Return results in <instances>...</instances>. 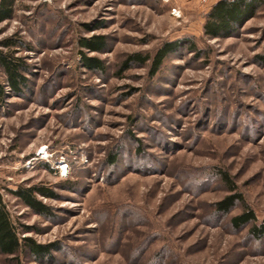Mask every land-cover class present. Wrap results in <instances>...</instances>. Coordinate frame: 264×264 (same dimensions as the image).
Returning a JSON list of instances; mask_svg holds the SVG:
<instances>
[{
    "label": "rangeland",
    "instance_id": "374dc122",
    "mask_svg": "<svg viewBox=\"0 0 264 264\" xmlns=\"http://www.w3.org/2000/svg\"><path fill=\"white\" fill-rule=\"evenodd\" d=\"M218 1L15 0L0 42L29 82L0 113V194L20 237L54 248L0 264H264V0L213 38ZM32 185L56 193L38 195L51 217L11 193Z\"/></svg>",
    "mask_w": 264,
    "mask_h": 264
},
{
    "label": "trees",
    "instance_id": "16d2710c",
    "mask_svg": "<svg viewBox=\"0 0 264 264\" xmlns=\"http://www.w3.org/2000/svg\"><path fill=\"white\" fill-rule=\"evenodd\" d=\"M261 0H220L216 3L208 14V21L205 23L204 32L213 38H221L231 34V30L250 19ZM15 0H1L0 2V23L11 19L14 16ZM259 5V6H258ZM166 42L153 58L152 72L156 73L163 64L166 56L177 51L181 43ZM21 43V42H20ZM191 49L195 51L192 41L189 42ZM19 42L16 38L7 37L0 42V113L10 94H22L23 90L28 87V78L26 72L29 69L23 58L17 56V52L12 49L18 46ZM23 44V43H21ZM82 46L91 51H102L106 47L105 36H94L91 39H84ZM145 64L149 57L137 53L131 56V61ZM83 64L91 70H103L104 64L97 57L84 56ZM117 159L116 155H112L111 162ZM11 193L20 197L26 206H29L39 215L51 217L52 209L49 205L39 199L38 195L56 198L50 188L46 186L32 185L29 187L20 186L12 189ZM54 248L52 244L41 245L34 239L28 237H20L18 227L12 220L10 211L7 209L3 197L0 194V253L10 256L13 261L19 260V252L27 249L35 254L38 259H43L46 255H51L50 251ZM16 264H20L18 261ZM192 264V263H188Z\"/></svg>",
    "mask_w": 264,
    "mask_h": 264
}]
</instances>
